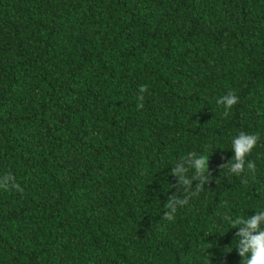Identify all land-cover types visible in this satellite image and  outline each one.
<instances>
[{
  "label": "trees",
  "instance_id": "16d2710c",
  "mask_svg": "<svg viewBox=\"0 0 264 264\" xmlns=\"http://www.w3.org/2000/svg\"><path fill=\"white\" fill-rule=\"evenodd\" d=\"M240 131L256 172L228 176ZM193 151L212 179L164 220ZM9 172L0 264H241L222 216L264 211V0H0Z\"/></svg>",
  "mask_w": 264,
  "mask_h": 264
},
{
  "label": "clouds",
  "instance_id": "9594fccd",
  "mask_svg": "<svg viewBox=\"0 0 264 264\" xmlns=\"http://www.w3.org/2000/svg\"><path fill=\"white\" fill-rule=\"evenodd\" d=\"M147 90V85H142L139 88L141 95L138 96V109L143 107L142 94ZM238 101L239 97L235 92L229 91L227 94L219 97L216 103L223 107L224 111L222 115L227 117ZM259 139V136L256 134L240 131L232 139L231 148L234 155L227 163L220 165L221 169H226L228 176H240L246 170L254 175L256 163L255 161H248L246 158L251 154ZM189 172L193 174L190 176ZM171 174L177 178L176 184L172 185V187H175L177 192L182 189L183 196L181 197L176 194L169 196L167 203L164 205L166 211L162 217L167 221H174L178 208L188 205L191 199L199 197V194L205 188V184L211 181L209 155H198L194 151L189 152L174 164ZM221 180L222 178H218L216 183L220 184ZM194 181L198 182L194 184ZM0 189L8 191L17 190L21 193L24 191L16 181V177L10 172L0 176ZM222 220L227 223L230 229H239L235 233L237 237L235 247L240 257H242L241 264H264V211H257L255 215L248 217H244L243 215L233 217L229 214H224ZM229 249L227 251H231V248ZM203 264H211V258L205 256Z\"/></svg>",
  "mask_w": 264,
  "mask_h": 264
}]
</instances>
